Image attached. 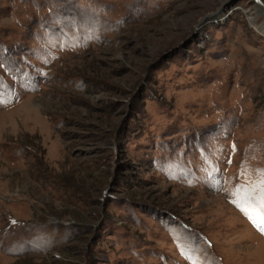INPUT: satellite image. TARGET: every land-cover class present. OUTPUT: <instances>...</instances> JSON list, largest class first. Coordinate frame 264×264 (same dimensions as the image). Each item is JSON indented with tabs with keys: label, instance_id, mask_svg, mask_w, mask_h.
Returning a JSON list of instances; mask_svg holds the SVG:
<instances>
[{
	"label": "rangeland",
	"instance_id": "obj_1",
	"mask_svg": "<svg viewBox=\"0 0 264 264\" xmlns=\"http://www.w3.org/2000/svg\"><path fill=\"white\" fill-rule=\"evenodd\" d=\"M259 170L253 0H0V264H264Z\"/></svg>",
	"mask_w": 264,
	"mask_h": 264
},
{
	"label": "snow or ice",
	"instance_id": "obj_2",
	"mask_svg": "<svg viewBox=\"0 0 264 264\" xmlns=\"http://www.w3.org/2000/svg\"><path fill=\"white\" fill-rule=\"evenodd\" d=\"M235 195L238 199L234 203L258 230L264 232V170H259L256 182L250 187L241 185Z\"/></svg>",
	"mask_w": 264,
	"mask_h": 264
},
{
	"label": "water",
	"instance_id": "obj_3",
	"mask_svg": "<svg viewBox=\"0 0 264 264\" xmlns=\"http://www.w3.org/2000/svg\"><path fill=\"white\" fill-rule=\"evenodd\" d=\"M257 14L264 16V0H253Z\"/></svg>",
	"mask_w": 264,
	"mask_h": 264
}]
</instances>
